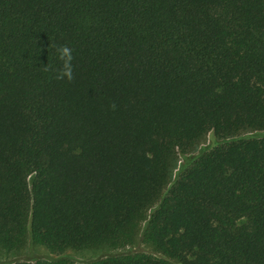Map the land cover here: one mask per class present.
Masks as SVG:
<instances>
[{"label":"trees","instance_id":"obj_1","mask_svg":"<svg viewBox=\"0 0 264 264\" xmlns=\"http://www.w3.org/2000/svg\"><path fill=\"white\" fill-rule=\"evenodd\" d=\"M252 132L264 0H0V251L59 256L4 264L137 244L159 256L86 264H264ZM208 134L224 144L172 183Z\"/></svg>","mask_w":264,"mask_h":264},{"label":"rangeland","instance_id":"obj_2","mask_svg":"<svg viewBox=\"0 0 264 264\" xmlns=\"http://www.w3.org/2000/svg\"><path fill=\"white\" fill-rule=\"evenodd\" d=\"M263 139L264 132H252L243 134L241 137L237 139ZM224 144V141L214 137L212 134H208L200 146L190 155L186 157L180 158L178 163V168L175 171L173 181L179 176V174L186 168V165L190 161L196 160L200 155H203L207 152H210L214 148L221 146ZM28 186H31V179L28 180ZM170 185L167 189L171 188ZM243 222V221H242ZM241 222V223H242ZM143 228V225H142ZM132 253V252H143L148 255L159 256L153 253L152 249L143 244H137L135 247L124 249V250H110L105 247L87 250L83 252H72L68 251L63 256H65L72 264H86L93 260H97L100 258L114 256L124 253ZM58 255H54L46 251L44 248L35 246L33 244L28 243L20 252L18 253H4L0 251V264H4L7 262H23V261H32L36 259L48 260L53 261L58 259Z\"/></svg>","mask_w":264,"mask_h":264},{"label":"clouds","instance_id":"obj_3","mask_svg":"<svg viewBox=\"0 0 264 264\" xmlns=\"http://www.w3.org/2000/svg\"><path fill=\"white\" fill-rule=\"evenodd\" d=\"M58 59L64 62V68L68 69L66 72H62L61 74H58L57 79H63L67 78L68 80L72 79V74H71V50L68 47H61L58 50Z\"/></svg>","mask_w":264,"mask_h":264}]
</instances>
